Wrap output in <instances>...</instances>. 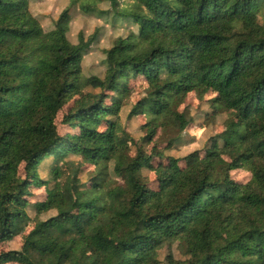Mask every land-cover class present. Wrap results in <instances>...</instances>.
<instances>
[{
    "label": "trees",
    "instance_id": "trees-1",
    "mask_svg": "<svg viewBox=\"0 0 264 264\" xmlns=\"http://www.w3.org/2000/svg\"><path fill=\"white\" fill-rule=\"evenodd\" d=\"M32 1L0 0V245L32 225L0 264H161L165 246L162 264H264V0H67L49 31ZM74 6L136 28L103 51L99 72L83 63L100 29L69 39ZM191 93L204 116L227 114L224 129L182 159L166 156L206 129L180 110ZM124 108L150 118L138 140ZM47 161L52 188L38 174ZM84 166L92 176L81 184Z\"/></svg>",
    "mask_w": 264,
    "mask_h": 264
},
{
    "label": "rangeland",
    "instance_id": "rangeland-1",
    "mask_svg": "<svg viewBox=\"0 0 264 264\" xmlns=\"http://www.w3.org/2000/svg\"><path fill=\"white\" fill-rule=\"evenodd\" d=\"M121 6L120 8H124L126 6V9L131 8V3L128 0H120ZM86 3L93 5L92 0H80L78 3ZM68 1L67 0H35L32 1V5L30 7L31 13L36 16L42 27L45 31H49L51 24V21L59 11H61L66 5ZM99 11H108L110 10V7L108 4H100L98 5ZM73 21L71 24V31L69 36V39L72 41H76L77 35L79 32L83 33L84 37L87 38L90 36L96 28L100 29V34L98 36L99 42L96 44L91 52L86 56L83 68L85 73H89L92 69V72H99L102 70V53L105 49L110 47L112 45L113 40L121 35H126L129 30H135L136 28L132 25H123L120 23H112V15L113 12L109 11L108 15L100 17L98 13H90V14H84L82 13L77 6H74L71 11ZM142 81L137 80L135 82L131 83V86L134 88V97H137V94L141 92L142 89ZM208 97H206L205 100H207ZM205 102L201 103V101H198L195 98V94L191 93L188 94L185 100L184 105L180 108L182 110L184 107H186L190 113L193 115V117L196 118V121L198 122L197 125H200L203 123L206 127L204 132H195L193 137L194 140H191V144L184 146L183 148H174L172 150L165 151L164 154L166 156H171L174 158L182 159L186 155L196 151L201 150L208 139L214 137L215 135L221 133L224 129L223 122L225 121L227 114L226 113H220L215 117L212 116H204V111H208L209 108L207 105H204ZM127 106V105H126ZM68 110V106H65L57 115L56 122L59 124V121L61 119L62 113H65ZM129 108H124L121 115H120V122L123 126V128L133 137L134 139L138 140L143 136V131L139 129V127L143 124H145L150 118L145 116H139L137 118H133L131 120L127 119L126 116L128 114ZM65 128L60 126L59 124V132L64 133ZM189 130L184 133V136L186 138H189ZM192 137V136H190ZM166 138L161 136V133L158 132L157 137H155L156 143H162L160 144L159 148H164V140ZM187 140V139H186ZM133 154V153H132ZM69 160L79 162L80 157L79 156H70ZM49 161L45 162L38 172L39 177L42 180L45 181H51L49 184V187H53L54 183L47 173L46 166L49 164ZM181 166H183V163H180ZM92 167L91 166H84L83 173L80 176L81 184L87 183L90 176H92ZM144 175L147 176V180L150 181V184H153L154 180V174H148V172H144ZM234 179H236L238 182L245 183L248 180L249 174L246 171H237L233 173ZM118 180H120V177H117ZM30 191L32 193V200L34 202H42L46 198V194L43 190V188H36L35 186H32L30 188ZM55 211H50L48 213H43L40 215V219L44 220L47 219L53 215H55ZM28 215L30 217H34V212L31 209H28ZM32 225L30 224L29 227L25 229V231L17 237L12 242L1 244L0 245V253L4 252L6 250H19L22 243L24 242V239L28 232L30 231ZM177 244H174L171 246V252L174 255L175 258H181L179 255L177 248ZM168 248L165 246L161 250H159V260L161 261V264L163 263L164 256L167 254Z\"/></svg>",
    "mask_w": 264,
    "mask_h": 264
}]
</instances>
